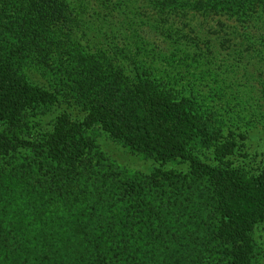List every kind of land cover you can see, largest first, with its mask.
<instances>
[{
	"label": "trees",
	"instance_id": "16d2710c",
	"mask_svg": "<svg viewBox=\"0 0 264 264\" xmlns=\"http://www.w3.org/2000/svg\"><path fill=\"white\" fill-rule=\"evenodd\" d=\"M108 1L132 51H108L97 32L82 42L91 33L83 19L104 12L96 1L0 0V264H252L264 170L245 177L195 153L224 139L205 97L243 107L220 80L236 70L222 56L236 48L234 31L196 16L264 0ZM155 30L165 44L142 37ZM41 66L55 76L48 89L27 75ZM62 101L85 115L64 111L29 137V116ZM94 125L161 165L181 159L189 169L121 171L85 135Z\"/></svg>",
	"mask_w": 264,
	"mask_h": 264
},
{
	"label": "rangeland",
	"instance_id": "374dc122",
	"mask_svg": "<svg viewBox=\"0 0 264 264\" xmlns=\"http://www.w3.org/2000/svg\"><path fill=\"white\" fill-rule=\"evenodd\" d=\"M71 1L75 5L78 4V0ZM89 1V5H93L96 1V5L104 12L100 15L101 18H96L93 13L95 17L88 15L83 19L85 25L82 27H87L91 33H88L87 40L84 38L82 42H90L99 35L97 40L103 39L105 41L104 37L106 36L104 34H107L108 51L116 52L119 55L118 48L124 47L125 44V49L132 51L134 44L132 42L126 43L130 39L129 36L115 34L117 33L115 29L118 26V17L121 15L116 11H113L112 14L109 13L108 8L102 4V0ZM108 2L112 6L116 0H109ZM237 5V3L232 6L229 5L228 11H212L205 15L196 16L199 20L209 21V25L215 27L214 30L219 29L217 21H221L230 25L231 30L234 31L232 32L233 35L229 37L235 41L236 48L222 51V56L228 63H233L236 70L228 78L225 74L221 75L220 77L223 79L220 80L229 82L226 91L231 98H235L233 90L236 89L237 94L235 96L239 101L244 102L242 107L229 101L230 97L227 104H223V99L214 101L213 97H205L206 102L217 113L218 120L214 121V124L222 129L224 139L219 144L217 143L218 145L211 147L198 144L195 153L200 159L210 164L231 166L245 177H250L264 170V62L262 61L264 54H260L264 49V5L258 4L256 10L254 8L248 10V8ZM205 26L208 27L207 24ZM92 32H97L98 36L95 37L97 34ZM142 37L154 42L153 46L156 47L159 44H165V40L156 30L142 31ZM106 43L99 44V46L103 49ZM125 61L127 60L125 59ZM132 65L134 63L129 64V66ZM41 67V69L30 68L27 75L32 82L48 89L50 88L49 84L55 82V76L48 70L44 72L43 66ZM64 111L69 112L75 118H82L85 115L81 109L67 108L64 101L44 106L35 117L29 116L31 119L29 125L30 127L34 125V127L30 128L28 136L35 138L50 131L56 118ZM85 135L93 139L104 159H108L114 166L120 167L121 171L125 170L132 175L149 174L157 167L180 173H185L189 169L188 162L181 159H174L161 165L153 156L131 150L123 142L110 137L97 125L87 129ZM222 146L225 147V155L223 156L218 150L219 148L222 149ZM24 153L33 155L26 151ZM253 239L255 256L252 259V264H264V223L257 225L254 229Z\"/></svg>",
	"mask_w": 264,
	"mask_h": 264
}]
</instances>
